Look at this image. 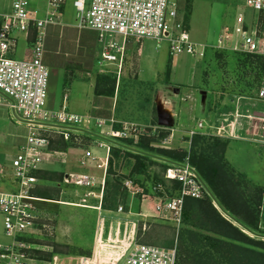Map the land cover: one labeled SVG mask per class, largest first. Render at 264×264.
<instances>
[{"label": "built area", "instance_id": "built-area-1", "mask_svg": "<svg viewBox=\"0 0 264 264\" xmlns=\"http://www.w3.org/2000/svg\"><path fill=\"white\" fill-rule=\"evenodd\" d=\"M31 1L44 3L43 10L31 8ZM181 1L90 0L88 4L86 0H73L72 8L76 14L75 27L91 30L96 35L100 47V72H108L104 69L108 66L115 67L117 74L120 72L126 43L130 39L167 43L171 60L181 54L201 59L208 49L259 58L261 78L254 95L237 98L234 111L221 115L219 125L198 121L197 130L190 132V136L204 134L237 140L241 138L238 132L246 128L248 141L264 147V112L253 110L255 103L264 105V0H244L242 9L235 13L229 25L222 28L214 46L197 45L190 40L179 11ZM65 3L66 0H10L6 11L0 14V108L10 113L16 125H24L27 129L24 144L9 165L16 190L0 192L4 235L10 240L9 244H0V264H46L38 256L37 252L42 249L37 243L23 238L38 240L33 236L45 232L50 235L53 230L48 215L34 207L36 199L32 190L38 182L41 164L52 160L51 156L55 154L50 151V141L55 140L54 137L84 149L78 160L80 167L96 161V169L102 172L100 178L84 173L69 174L63 179L64 183L89 189L85 194L87 198L101 199L111 150L129 152L132 149L128 145L135 144L142 135L140 126L118 124L112 117L105 120L81 116L66 112L64 105L59 112L46 108L49 82V71L44 64L46 29L63 24L61 12ZM247 10L254 13L249 20L245 17ZM19 42H23L24 49L16 58ZM65 101L66 96L63 103ZM241 101L246 103L241 105ZM114 125L119 128L114 129ZM90 147L103 149V157L96 158ZM157 162L164 168L161 173L163 183H157L145 192V188L126 180L124 187L128 195L139 197L141 202L154 196L157 217L177 226L181 223L186 199L209 198L219 211L210 189L188 157L180 162L162 159ZM165 184H175L177 195L167 196ZM92 189H98V193ZM79 205H87L86 198L80 199ZM121 210V207L117 208L118 212ZM122 250L117 257L99 264H176L175 246L167 249L134 241Z\"/></svg>", "mask_w": 264, "mask_h": 264}, {"label": "rangeland", "instance_id": "rangeland-1", "mask_svg": "<svg viewBox=\"0 0 264 264\" xmlns=\"http://www.w3.org/2000/svg\"><path fill=\"white\" fill-rule=\"evenodd\" d=\"M71 1L72 0H67L66 2L63 20L70 26L61 31L57 29L50 42H48V53L44 54V60L46 61L45 63L49 71L45 106L49 111L59 112L64 105V110L66 112L81 116H93L85 115L87 114L86 108L89 107V104L85 103V97L88 94L85 90H89V84L91 86L92 80L94 81L97 76L107 75L115 78L114 70H116V68L108 66L104 68L108 71L107 73H101L99 71L101 69L99 67L100 47L96 43V35L92 31H77L71 27L75 24V14L70 8ZM86 1L89 4L90 0ZM9 3L10 0H0V14L6 11ZM179 5L181 6L179 7V11L183 17V22L190 40L197 45L214 46L222 28L229 25L235 13L242 9L244 0H183ZM30 6L33 9L38 7L43 10L44 3L31 1ZM188 6L189 15L185 22L184 16ZM253 15L254 13L249 10L245 13L247 20L253 17ZM23 49V42H19L15 54L16 58L21 56ZM144 49L146 52L158 56L157 63L153 68L148 69L149 74L142 77L145 82L139 81L141 78L138 80V77L133 75H131L130 78L121 75L118 80L115 79V81H117V88L112 109L113 116L115 118L125 119V121L137 123L138 126L141 125L139 128L142 135L137 138L135 144L128 145L132 147V150L129 149V153L132 151L136 152V155H138L137 152L140 151L138 148L135 149L134 147L137 146L139 138L151 139L152 141L149 143V146L154 150L164 148L189 152L191 138L194 136H190V132L197 130L196 123L198 120L203 121L206 125H219L218 119L221 115L234 111L237 98H250L256 92L255 83L258 77V71L254 70L256 69V65H251V68L254 69L249 73L248 69H246L243 64L244 57L239 54H230L208 49L204 58L201 59L181 54L171 60L168 55L167 43L165 42L157 44L154 41H150L144 44ZM82 52H86L87 55H89L88 59L84 60V57L81 56ZM46 58L48 59L46 60ZM78 65L83 67L78 68ZM168 66L172 68L170 76L171 81L173 84H181L180 88L176 89V86L173 84L166 85L164 83L165 70ZM86 73H88L89 76H87ZM190 84H192V86H188ZM114 87H116V82ZM64 96H66L65 103H63ZM81 100L83 102H81ZM161 103H167L168 105L169 103L172 104L174 110L178 112V116L175 119L176 124H174V128H171L172 130H168L169 126L164 123L159 125L157 122V109L155 108L156 105H158L159 108V104ZM240 103L244 105L246 102L241 101ZM183 106L185 107L184 109ZM253 110L264 112V105L255 103ZM243 111L244 110H242V112ZM93 117L96 118V116ZM150 118L151 124L147 126L142 125L148 123ZM103 119L107 120L108 118ZM0 121L6 122L5 128L4 124L0 122V132L2 133L3 131V134L6 136L3 137L4 139L2 143H0V166L4 169V176L2 173L0 174L2 176H0V191H6V189L11 187L12 182V173L9 167L10 160L19 152L21 147V143L17 139L14 146L8 144L10 140L7 134L11 133L18 136L25 134L26 136L27 129H25L24 125H16L14 123L15 119L11 118L10 113L5 108H0ZM91 129L93 130V125H91ZM245 129L242 131L241 138L237 139L240 142L237 140H229L226 149V158L231 165L226 161L225 154L223 161L227 162L232 169L244 174L247 180L262 187L264 186V147L262 148L261 146H256L253 145L254 143L249 142V135ZM201 132L203 131H200V133ZM198 135L205 138L213 137L204 134ZM162 136L164 138H162ZM166 138H168V140L163 144L162 142ZM56 141H58V139L50 141V148L55 146ZM77 148L78 147L75 146L70 149L74 150ZM90 148L104 155L103 149H98L96 147ZM117 152L120 154L117 158L112 157V152L109 154L108 162L111 160L112 166L110 172L106 175L107 182L105 183L104 191L110 198L109 200L113 201L115 204L117 203V206L123 207L122 211H124L128 200L133 199V201H140L139 197L136 198L128 195L124 187L126 180L133 181L134 184L145 188L144 190L147 192L155 184L163 183V180L161 181L163 169L157 162L158 156L155 152L145 155L141 151V155L139 156L145 160L144 162L147 166L145 169L146 173L141 176L133 175L130 171L134 161L132 159L123 158L125 152ZM59 155L61 154L58 153L57 156ZM76 164L78 168H80L78 161ZM53 166L54 164L52 167ZM56 166L55 169L64 171V166ZM67 169L70 170L71 166H68ZM81 170L86 171L84 169ZM155 175L158 176L157 180L154 179ZM64 188H66L69 193L77 191L78 194H81L78 188L73 185H66ZM164 190L165 194L169 197L176 196L178 191L175 184H165ZM114 198L116 201L113 200ZM144 200L152 201V199L149 198ZM152 202L154 203V201ZM49 206L53 208L57 207L55 205ZM58 208L60 211H64L63 207ZM137 218V230H140V232H138V235H136L137 233L135 234V242H147L161 247L164 245V240L169 239L174 241L173 246L176 247L177 236L185 229H191L204 236L212 237L210 233L187 226L183 221L178 226L172 222L164 221L157 217L155 210L153 216ZM225 219H229L232 224H236L228 216H225ZM2 221L3 218L0 215V244H9V238H6L4 235ZM193 222L199 225L201 219L195 218ZM71 231L72 230H69L67 235H69ZM246 234H248V232H246ZM77 235L78 233L72 236L73 241L77 238ZM33 238L40 239V237L36 235H34ZM254 238L256 237L254 236ZM66 239L68 240L67 243L70 244L71 240L68 236ZM23 240L34 241V239L30 237L23 238ZM41 240H44V238ZM37 253L40 255V252ZM43 256L47 257V255ZM39 258L45 260V258H41V256ZM217 261L220 262V264H228L219 258H217Z\"/></svg>", "mask_w": 264, "mask_h": 264}, {"label": "crops", "instance_id": "crops-1", "mask_svg": "<svg viewBox=\"0 0 264 264\" xmlns=\"http://www.w3.org/2000/svg\"><path fill=\"white\" fill-rule=\"evenodd\" d=\"M72 1L70 2V8L72 12L75 14L72 8ZM65 8H66V3L63 6L61 12V19L63 24L61 26H49L46 29L47 32L46 34L47 37L45 42L46 54L48 53L47 51V48L49 46L48 42H50L51 38L53 37V34L57 31V29L61 31L62 29L68 28L70 26L63 21ZM75 21H76V14H75ZM71 27L77 31L79 30L91 31L88 29H77L75 27V24ZM150 41L151 40L135 41L133 39L127 41L124 56L121 63L120 72L117 74V70H114L115 79L118 80V78H120L121 75L127 76L128 78H130L131 75H133V76H137L138 80L139 78H141V80L139 81L145 82V80L142 77L146 76V74H149L148 69L153 68V66L157 63L158 60V56L152 55V53L146 52L144 49V44ZM81 56L84 57V60L88 59L89 57V55H87L86 52L85 53L82 52ZM48 58H46V60ZM45 62L46 61L44 60V64L47 67ZM77 67L82 68L83 66L78 65ZM171 71L172 68H170L168 84L166 85L173 84V82L170 79ZM101 73H107V72H101ZM86 74L87 76H89L88 73ZM173 85L176 86V89L181 87V84L179 83L176 84L174 83ZM188 86H192V84ZM94 87H95V80L94 81L92 80L91 86L89 84V90L87 89L85 90L86 92H88V94L85 97V103L89 104V107L86 108L87 114L85 115H93L96 117H101L102 119L112 117L118 124L121 123L137 124V123L125 121V119L115 118L113 116L112 109L116 95L117 81H116V87L114 88V94L112 97L104 96V95L102 96L94 95ZM81 102L83 101L81 100ZM184 108L185 107L183 106V109ZM155 109H157L156 112L158 114L156 113V119L159 125L161 123H164L165 125L169 126L168 130H172L171 128L172 127L174 128V124H176L175 119L178 116V112L174 110L172 104L169 103L168 105L167 103H161L159 104V108L158 105H156ZM241 111H242V106H241ZM0 122L4 124V128H5L6 122L5 121H0ZM148 124H151V118L149 119L148 123L142 125L147 126ZM118 128L119 125H114V129H118ZM175 130L178 131L177 129ZM242 131L243 130L239 131L238 133L242 135ZM4 136L5 134H3V131L2 133L0 132V143H2ZM7 136L8 139L10 140V143H8L10 145L14 146L17 140H19L21 145L24 144L25 134L18 136L8 133ZM57 139L55 138V140ZM253 145L261 146L258 144H253ZM68 146L69 147L67 149L58 150V151L56 149L50 148V151L55 154H52L51 156L52 160L46 161L41 164L40 171L38 174V182L35 185L34 189L32 190V196L33 198L36 199V201L33 202L34 207L38 209L41 213L48 215V217L52 220V226H53V230L51 231L50 235L45 232L39 236L40 239L34 240V242L37 243L39 248L42 249L41 252L39 251L40 255L38 256L39 257L41 256V258H45L44 261L46 262V264H91V263L99 264L102 262L105 263L110 259L117 257L122 249H125L126 246L130 245L132 242L135 241V234L137 233L136 235H138V232H140V230H137V221H138L137 217L146 218L151 215L153 216L154 203L152 201L154 196L150 195L149 197H147L149 199H152V201L144 200L140 202L138 200L133 201V199L128 200L126 202L124 211H122L123 207L117 206V203L115 204L113 203V201L109 200L110 198L107 196L105 191H103V195L101 199L96 197L95 198L85 197V194L89 191V189L78 188L81 194H78L77 191H72L69 193L68 190L64 188V186L69 185V184H65L63 181V179L67 177L66 175L72 173H84L96 178L97 177L100 178L102 172L101 170L96 169L95 167L96 161L90 162L87 165V167H80L81 169H84L86 171H82L80 168H78L76 163L78 159L81 157L84 149L77 148L73 150L70 148L75 146L69 144ZM261 147L263 148V146ZM58 153L61 155L57 156ZM94 155L96 158L103 157L102 154L95 151H94ZM226 157H227V152L225 153V158ZM226 161L228 162L227 158ZM52 163L54 164L53 167H52L53 165ZM56 165L64 166V171L61 170L59 171L55 169L57 167ZM68 166H71L70 170L67 169ZM0 170L2 171V175L4 176L3 173L4 169L1 166H0ZM106 182L107 179L105 180V183ZM262 189L263 191H262L260 211L264 219V186H262ZM15 190H16V185L12 177L11 187L9 189H6V191L2 190L0 192L9 193ZM92 191L98 193V189H92ZM83 198H86L87 205L85 206L79 205L80 199ZM107 198L109 201L107 200ZM49 205H55L57 207L53 208L50 207ZM58 207H63L64 211L63 212L60 211ZM118 207L122 208L121 212L117 211ZM69 230L72 231L74 230V231L73 232L71 231L70 234L67 235L69 233L68 232ZM76 233H78L77 238L73 241L72 236H74V234ZM67 236L71 240L70 244L67 243L68 241L66 239ZM42 238H44V240H41ZM142 244L152 245L151 243H147V242ZM43 255H47V257H44Z\"/></svg>", "mask_w": 264, "mask_h": 264}, {"label": "trees", "instance_id": "trees-1", "mask_svg": "<svg viewBox=\"0 0 264 264\" xmlns=\"http://www.w3.org/2000/svg\"><path fill=\"white\" fill-rule=\"evenodd\" d=\"M188 15L189 6L186 8L185 22ZM241 56L244 57L243 64L249 73L254 69L251 68V65H256L254 70L258 71L255 83V90H257L261 78L262 62L257 57ZM169 74L170 68L167 67L165 84H168ZM115 82V78L111 76H97L94 95L112 97ZM162 138L164 137L162 136ZM151 141L149 138H139L137 146L134 147L140 151L137 152L138 155L136 152L129 153L120 149H112V157L117 158L120 155L117 151L125 152L123 158L134 161L130 172L136 176L146 173L145 160L139 156L141 151L145 155L155 152L158 159L175 162H180L188 157L189 163L196 168L210 189L219 209L218 211L212 205L209 198L186 199L184 201L181 222L183 221L185 225L194 229L210 233L212 237L204 236L191 229L182 230L176 241V264H220L217 258L228 264H264V219L260 211L263 189L247 180L244 174L232 169L227 162L223 161L229 139L205 138L195 134L191 138L189 152L164 148L154 150L149 146ZM68 147V144L58 140L53 149L65 150ZM111 162V160L108 162L107 174L111 170ZM161 167L164 169L163 166ZM154 179L157 180L158 176L155 175ZM220 212L227 215L236 225L225 219ZM195 218L201 219L199 225L194 224ZM173 244V240L167 239L164 240V245L161 247L168 249Z\"/></svg>", "mask_w": 264, "mask_h": 264}, {"label": "bare ground", "instance_id": "bare-ground-1", "mask_svg": "<svg viewBox=\"0 0 264 264\" xmlns=\"http://www.w3.org/2000/svg\"><path fill=\"white\" fill-rule=\"evenodd\" d=\"M221 213V215L225 218V216H227V215H225V214H222V212H220ZM227 220H229V219H227ZM230 221V220H229ZM231 222V221H230ZM234 225H236V224H234Z\"/></svg>", "mask_w": 264, "mask_h": 264}]
</instances>
